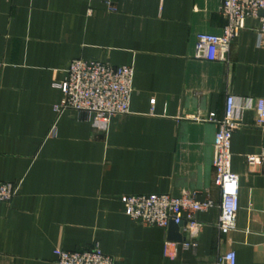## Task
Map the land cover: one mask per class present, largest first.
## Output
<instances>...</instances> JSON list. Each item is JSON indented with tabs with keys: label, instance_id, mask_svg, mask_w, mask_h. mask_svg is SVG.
Here are the masks:
<instances>
[{
	"label": "crops",
	"instance_id": "0c3cea01",
	"mask_svg": "<svg viewBox=\"0 0 264 264\" xmlns=\"http://www.w3.org/2000/svg\"><path fill=\"white\" fill-rule=\"evenodd\" d=\"M223 0H0V181L17 194L0 202V264H57L55 250L97 243L116 264H264V146L253 109L231 136L238 176L235 227L217 228L213 142L227 96L264 98V35L257 17L226 61L193 56L199 33L220 34ZM133 69L129 112L105 130L88 114L57 112L73 59ZM52 130L53 133L51 132ZM196 193L195 248L165 249L167 227L131 219L124 195Z\"/></svg>",
	"mask_w": 264,
	"mask_h": 264
},
{
	"label": "built area",
	"instance_id": "2783aa9c",
	"mask_svg": "<svg viewBox=\"0 0 264 264\" xmlns=\"http://www.w3.org/2000/svg\"><path fill=\"white\" fill-rule=\"evenodd\" d=\"M110 11H115L116 0H103ZM221 13L226 20L220 34L199 33L193 56L206 61H226L229 47L249 17H257L258 33L264 35V0H223ZM133 69L115 66L96 60L73 59L61 82L53 86L60 89L62 97L55 105L57 112L74 110L88 114L93 128L105 130L114 116L129 112ZM253 109L256 126L264 129V98L244 97L236 101L227 96L224 116L218 123L213 142L212 165L214 184L220 190V215L217 228L222 231L235 227L238 204V176L231 171L230 141L232 133L242 126V113ZM54 130L51 132L53 133ZM247 165H264V146L257 154L246 155ZM18 192L13 182L0 181V202L10 201ZM126 214L145 226L166 228L170 221L184 223L182 227L184 248H195L201 229L197 213L213 207V201H199L196 193L174 196L168 193L150 195H124L121 198ZM166 241L165 249L175 246ZM57 264H116L115 259L102 252L97 243L75 250H55ZM216 264H236V255L229 251L221 255Z\"/></svg>",
	"mask_w": 264,
	"mask_h": 264
},
{
	"label": "water",
	"instance_id": "95a60500",
	"mask_svg": "<svg viewBox=\"0 0 264 264\" xmlns=\"http://www.w3.org/2000/svg\"><path fill=\"white\" fill-rule=\"evenodd\" d=\"M184 223L175 224L170 221L167 227L168 239L173 242H182L184 237L182 234V227Z\"/></svg>",
	"mask_w": 264,
	"mask_h": 264
}]
</instances>
